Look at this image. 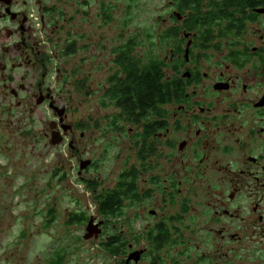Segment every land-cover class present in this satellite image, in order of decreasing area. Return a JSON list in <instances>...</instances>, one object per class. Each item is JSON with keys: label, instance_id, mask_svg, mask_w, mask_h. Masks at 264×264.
I'll return each mask as SVG.
<instances>
[{"label": "flooded vegetation", "instance_id": "obj_1", "mask_svg": "<svg viewBox=\"0 0 264 264\" xmlns=\"http://www.w3.org/2000/svg\"><path fill=\"white\" fill-rule=\"evenodd\" d=\"M56 1L0 0V140L2 114L44 105L53 113L44 138L77 153L79 179L99 185L86 177L97 166L83 142L90 126L68 122L61 95L46 83L55 57L47 19ZM167 7L173 38L158 60L175 94L132 120L109 97L112 86L105 91L115 107L111 127L119 124L110 145L123 168L97 196L107 190L112 203L124 204L123 216L109 218H123L122 228L105 244L122 264H234L228 255L236 264H264V0H170ZM68 48L67 56L77 53ZM135 252L138 260H127Z\"/></svg>", "mask_w": 264, "mask_h": 264}, {"label": "rangeland", "instance_id": "obj_2", "mask_svg": "<svg viewBox=\"0 0 264 264\" xmlns=\"http://www.w3.org/2000/svg\"><path fill=\"white\" fill-rule=\"evenodd\" d=\"M169 1L59 0L50 4L52 13L47 21L52 34L47 47H52L55 57L46 83L56 96L61 95L59 105L67 107L68 122L90 126L83 142L88 145L86 156L94 158L97 166L86 177L97 178L99 185L79 179L77 153L51 147L44 138L43 130L53 116L46 106L35 107L31 114L21 109L12 116L2 114L0 264L118 263L105 241L121 230L123 218L106 220L96 203L97 193L111 186L123 168L116 159L117 148L110 145L116 140L111 137L117 136L119 124L111 127L115 107L108 103L105 91L113 84L111 76L120 69L115 55L123 47H130V55L142 63L167 55L165 50L173 38L171 26L163 21L170 12ZM68 47H76L77 53L67 56ZM92 47H98V72L92 66ZM57 67L64 73L62 77L56 78ZM90 218L104 221V235L100 232L84 239ZM139 223L141 220L134 224ZM227 252L236 254L235 250ZM234 257L227 258L236 264Z\"/></svg>", "mask_w": 264, "mask_h": 264}, {"label": "trees", "instance_id": "obj_3", "mask_svg": "<svg viewBox=\"0 0 264 264\" xmlns=\"http://www.w3.org/2000/svg\"><path fill=\"white\" fill-rule=\"evenodd\" d=\"M122 49L116 59L121 69L111 76L113 84L107 92L123 113L139 120L141 114L155 112L160 100L170 99L175 94V84L165 78L158 59L141 63L130 55V47ZM96 198L98 213L106 220L120 214L122 203H112L107 190ZM119 262L122 264L124 260Z\"/></svg>", "mask_w": 264, "mask_h": 264}, {"label": "water", "instance_id": "obj_4", "mask_svg": "<svg viewBox=\"0 0 264 264\" xmlns=\"http://www.w3.org/2000/svg\"><path fill=\"white\" fill-rule=\"evenodd\" d=\"M63 112H64L63 108H61V109H59L57 111V114L61 118V120H62V117H63ZM53 137H54V134H53ZM59 141H60L59 139H54L53 141H51V144H53V145L54 144H58ZM101 224H102V221H99V222L95 223L93 218H90L88 223H87V226H86L87 233L84 235V239H88L92 235H94V237H97L98 234L101 232V228H100ZM131 258H133L135 261L138 260L139 252H135L132 255H130L127 260H129Z\"/></svg>", "mask_w": 264, "mask_h": 264}]
</instances>
